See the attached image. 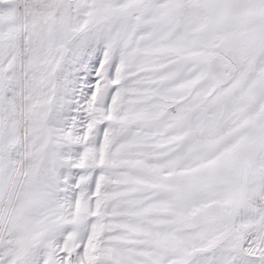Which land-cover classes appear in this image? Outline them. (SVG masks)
<instances>
[{
  "label": "snow or ice",
  "instance_id": "1",
  "mask_svg": "<svg viewBox=\"0 0 264 264\" xmlns=\"http://www.w3.org/2000/svg\"><path fill=\"white\" fill-rule=\"evenodd\" d=\"M0 264H264V0H0Z\"/></svg>",
  "mask_w": 264,
  "mask_h": 264
}]
</instances>
